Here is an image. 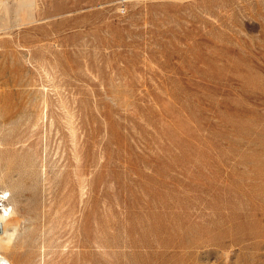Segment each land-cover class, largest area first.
Segmentation results:
<instances>
[{
    "label": "rangeland",
    "instance_id": "rangeland-1",
    "mask_svg": "<svg viewBox=\"0 0 264 264\" xmlns=\"http://www.w3.org/2000/svg\"><path fill=\"white\" fill-rule=\"evenodd\" d=\"M0 196L10 264H264V0H0Z\"/></svg>",
    "mask_w": 264,
    "mask_h": 264
},
{
    "label": "bare ground",
    "instance_id": "bare-ground-1",
    "mask_svg": "<svg viewBox=\"0 0 264 264\" xmlns=\"http://www.w3.org/2000/svg\"><path fill=\"white\" fill-rule=\"evenodd\" d=\"M4 193V192H3ZM3 197L2 196H0V201H1V199H2ZM8 210H7V208L6 207H3V212H7ZM0 217H2V216H0ZM26 219V218H25ZM24 221V220H23ZM33 226V225H32ZM20 228V227H19ZM31 229V228H30ZM35 229V228H34ZM34 231V230H33ZM36 231V230H35ZM26 233V232H25ZM27 239V238H26ZM20 241V240H19ZM3 242V241H2ZM1 242V243H2ZM28 242V241H27ZM14 245V244H13ZM1 246L6 250V252L7 253H10L12 250V247L13 246H10V244L9 245H4V243H2L1 244ZM22 246V245H21ZM14 248V247H13ZM21 250V249H20ZM17 251H18V248H17ZM16 253V252H15ZM4 262H7L8 264H10L9 263V260H8V258H7V256L5 255V254H0V264H4Z\"/></svg>",
    "mask_w": 264,
    "mask_h": 264
}]
</instances>
